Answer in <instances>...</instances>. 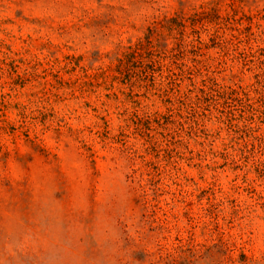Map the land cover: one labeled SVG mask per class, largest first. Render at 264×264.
<instances>
[{
    "label": "rangeland",
    "instance_id": "obj_1",
    "mask_svg": "<svg viewBox=\"0 0 264 264\" xmlns=\"http://www.w3.org/2000/svg\"><path fill=\"white\" fill-rule=\"evenodd\" d=\"M0 264H264V0H0Z\"/></svg>",
    "mask_w": 264,
    "mask_h": 264
}]
</instances>
